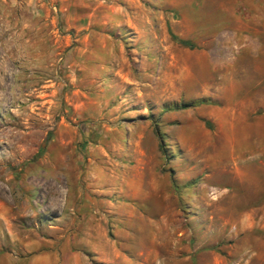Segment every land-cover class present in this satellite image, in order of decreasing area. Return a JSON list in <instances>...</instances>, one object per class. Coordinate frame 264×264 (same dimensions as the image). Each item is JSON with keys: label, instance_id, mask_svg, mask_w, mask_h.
Instances as JSON below:
<instances>
[{"label": "rangeland", "instance_id": "rangeland-1", "mask_svg": "<svg viewBox=\"0 0 264 264\" xmlns=\"http://www.w3.org/2000/svg\"><path fill=\"white\" fill-rule=\"evenodd\" d=\"M0 205L55 264H264V0H0Z\"/></svg>", "mask_w": 264, "mask_h": 264}, {"label": "crops", "instance_id": "crops-1", "mask_svg": "<svg viewBox=\"0 0 264 264\" xmlns=\"http://www.w3.org/2000/svg\"><path fill=\"white\" fill-rule=\"evenodd\" d=\"M43 244L40 239L32 238L26 226L16 224L0 205V249H5L8 257L15 258L11 264H55L42 249Z\"/></svg>", "mask_w": 264, "mask_h": 264}]
</instances>
